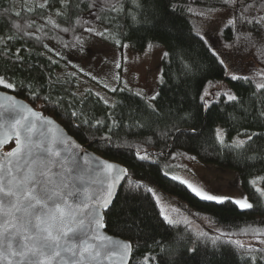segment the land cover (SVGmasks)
<instances>
[{
	"label": "trees",
	"instance_id": "1",
	"mask_svg": "<svg viewBox=\"0 0 264 264\" xmlns=\"http://www.w3.org/2000/svg\"><path fill=\"white\" fill-rule=\"evenodd\" d=\"M120 3L121 0H69L70 6L64 8L61 0H47L40 8L44 0L15 11V0H0V38L22 35L13 24L41 37L39 41L17 38L0 43V74L21 85L15 90L0 89L50 114L88 148L125 164L128 178L148 181L157 191L173 196L185 208L211 221L199 228L185 223L169 225L160 216L156 197L146 189L129 185L126 179L110 212L104 215L108 225L105 229L132 243L129 264H264V245L241 242V248L230 243L246 237L264 239V201L252 183L253 177L259 175L264 187V89H257V76L247 69L239 71L240 60L255 66L259 56L264 57V27L244 21L245 15L249 19L259 17L264 9L241 11L244 5L259 9L256 0H242L233 6L224 5L223 0H122L121 11L111 10L110 5L119 7ZM209 9H218L211 13V21L198 15H207ZM16 12H20L19 17ZM58 12L66 15H57ZM32 21L35 25L27 28ZM41 26L42 30L36 32ZM198 26L200 36L196 35ZM64 28L70 30L65 32ZM89 28L103 32L102 37L117 46L130 43L140 50L152 41L164 45L169 55L162 58L154 101L137 96L129 88L120 91L121 85L105 104V99L92 89L80 91L75 76L57 73L61 63L46 53L44 45L75 48L72 45L77 40L79 46L85 37L96 35L87 31ZM238 40L249 44L246 56H225V46L234 49ZM18 49L23 62L15 59ZM5 50L7 55L2 54ZM229 68L238 79L228 75L225 80H230L238 100L228 101L221 95L205 99L206 104L200 97L207 83L214 81L218 85ZM149 103L157 109L155 113ZM72 112L78 116L73 117ZM83 119L88 123H81ZM219 123L228 138L241 131L255 135L241 148L232 143L221 145L215 132ZM106 136H111V146ZM13 145L14 140L5 150ZM177 149L219 168L234 169L238 174L235 184L245 191L253 208L241 209L232 201L218 204L202 200L185 184L165 175V164ZM137 152L147 153L148 159L138 158ZM198 231L206 232L207 237L197 239ZM216 237L219 240L213 245L211 241Z\"/></svg>",
	"mask_w": 264,
	"mask_h": 264
},
{
	"label": "snow or ice",
	"instance_id": "2",
	"mask_svg": "<svg viewBox=\"0 0 264 264\" xmlns=\"http://www.w3.org/2000/svg\"><path fill=\"white\" fill-rule=\"evenodd\" d=\"M133 2L135 3V0ZM238 2L242 3V0H223V4L227 6L236 5ZM256 3L259 4V9L254 5H244L241 11L248 13L264 9V0H256ZM46 4L47 0L39 7L44 8ZM61 4L64 8L70 6L69 0H61ZM110 8L112 11H121L122 0L119 7L110 5ZM216 11L218 9H209L207 15L203 12L198 15L211 21V13ZM15 15L19 17L20 12H16ZM57 15L63 16L66 13L58 12ZM244 21L248 24L255 22L264 27V14L251 19L245 15ZM49 23H53V21L49 19ZM229 23H234V21L230 20ZM34 25L35 21H32L27 25V28H32ZM12 27L22 35L0 38V43L6 44L7 40L17 38L37 41L41 39L40 36L27 31L19 24H13ZM42 27H38L36 32H40ZM55 27H59V25H55ZM209 27H211V23H209ZM69 30V28L63 29L65 32ZM87 31L95 32L100 36L104 35L103 32H96L93 28H89ZM196 35H201L199 26ZM116 42L119 43L118 40ZM79 43L80 41L77 40V44L72 47H76ZM44 47L48 48V45L45 44ZM65 47H69V45H65ZM148 47L151 48L152 45H148ZM48 50L52 51V49ZM18 53L19 49L15 55L16 61L23 62L24 58ZM2 54L7 55V51H3ZM57 55H61V53L57 52ZM163 55L167 57L169 53L165 52ZM213 55L216 56L217 53L213 51ZM220 63L225 64V61L220 60ZM115 68L120 69L121 64L117 62ZM225 74L231 75L233 80L238 79L236 75L232 74L230 68ZM71 75L75 76V72ZM93 79L97 78L93 77ZM112 79L120 82V74L116 73ZM123 85V88L119 89L120 91L128 89L126 80ZM209 85L214 86L212 81H209ZM0 86L4 89L15 90L21 85L14 83L6 75L0 74ZM104 87L108 88L109 85L105 84ZM256 87L264 89V83H257ZM110 91L116 92L117 88L112 87ZM96 95L99 96V93ZM136 95L141 96L142 93L137 92ZM157 95L158 93L151 97H145V99L154 101ZM209 95L206 87L200 99L207 104L208 101L205 100V97ZM215 95L218 98L221 93L217 91ZM223 95L227 97L228 101L236 102L238 100V97L230 92H224ZM32 98L36 99V94H33ZM44 99L47 101L48 97L45 96ZM104 103L108 104V101L104 100ZM58 104L59 102L56 106ZM148 106L153 113L157 111L151 103ZM71 115L76 117L78 113L72 112ZM261 116H264V112L261 113ZM81 123H88V120L83 119ZM54 124L52 119L43 116L28 104L18 101L15 96L0 93V264H5V262L6 264H104L105 261H111L113 257L117 256L122 264H126L125 258L129 256L132 244L114 239L110 235H102L101 229L108 226L105 222V215L111 210L112 201L121 180L127 179L129 184L133 183L128 178V170L98 158H94V163L93 160L84 156L81 162L79 154L73 150L80 146L66 137L59 130V125H56L53 130ZM113 124L115 126L116 122L114 121ZM192 131L195 132V129ZM253 135L255 133L249 135L247 139L251 141ZM13 138L15 146L4 151L5 146L13 142ZM104 139L111 146V136H106ZM216 139L221 145L225 144L223 129H216ZM245 143V140L236 139L233 140L232 146L241 148ZM137 155L142 160L148 159L147 153L140 155L137 152ZM187 158L196 159L195 156ZM173 160H175V155H173ZM171 179L179 180L181 184H185L202 200L218 204L232 201L241 209L253 208V204L248 202L247 197L233 200L232 197L213 194L203 187H197L186 180H180L177 176H172ZM252 183L255 184L256 181L253 180ZM140 186V182H135L136 188ZM143 187L148 193L156 195L152 187L148 185ZM256 191L264 196V189L257 188ZM101 209L104 210L105 215H101ZM160 216L163 217V222L169 225H178L182 222L190 223L186 217L183 220L171 218L165 214L163 208L160 209ZM209 223L211 224V221ZM196 235L197 239L207 237V233L204 231H198ZM221 235L226 234L221 233ZM218 240L219 237H216L211 242L215 245ZM230 243L241 248L244 247L240 241H230ZM260 243L264 244V240H261ZM189 251H195V249H189Z\"/></svg>",
	"mask_w": 264,
	"mask_h": 264
},
{
	"label": "rangeland",
	"instance_id": "3",
	"mask_svg": "<svg viewBox=\"0 0 264 264\" xmlns=\"http://www.w3.org/2000/svg\"><path fill=\"white\" fill-rule=\"evenodd\" d=\"M43 1L44 0H15L14 9L15 11H19L23 5L32 7L36 3L41 4ZM47 45L48 48H46V53L51 55L54 59L59 60L61 63L57 70L58 74L66 77L75 72L76 82L80 91L90 88L96 94L99 93V95L107 101H111L113 96L110 89L123 85L125 80L128 82V88L135 92H141L142 97L153 96L156 93L155 90L162 75V58L166 50L163 44L154 41L148 43L140 50L133 48L130 43L117 46L111 40L105 39L100 35L85 37L81 44L75 48L63 49L52 43H47ZM148 45H152V47L149 48ZM235 45L234 49H231L230 45L227 47L225 46V50H227L225 56H230L232 59H238V57L242 59V57L246 56L245 53L250 46L244 43L243 40H238ZM48 49H52V51ZM57 52L61 53V55H57ZM258 61V63L255 62V66H250L246 60H240L239 66H241V69H239V71L241 73L247 69L248 72L258 77L257 83H262L264 80V57L259 56ZM117 62L121 64L120 69L115 68ZM81 69H83V71H81ZM116 73L120 74V82L112 79L113 75ZM93 77L97 79H93ZM212 82L214 86L209 85V82L206 85L210 95L206 96L205 99L210 97L217 99L215 95L217 91H219L221 95H223L224 92H230L235 95L229 79L224 81L220 80L218 85L214 84V81ZM105 84H108L109 87H104ZM203 94L204 91L202 95ZM223 96L227 98L225 95ZM217 128L223 129L225 143H232L233 140L236 139L246 141L247 137L252 135L250 131H241L228 138L221 123L216 125L215 132ZM171 155V158L168 159L165 164V172L170 176H177L181 180H186L197 187H203L213 194L229 196L232 197L233 200L247 197L248 202L251 203L245 191L235 184L238 174L234 169L219 168L215 164L205 163L198 159L195 154L189 151L186 152L182 149L173 151ZM173 155H175V160H173ZM190 156H195L196 159H188L187 157ZM129 178L133 183L128 184L133 187H135V182L137 181L140 182L141 186L139 188L141 189H145L143 187L144 185L152 187L156 192L155 197L157 201H159L160 208H163L165 214L169 215L171 218L183 220V218L186 217L188 221H190L189 224L195 228L209 224L208 218L200 216L196 212L185 208L183 203L173 196H168L159 190L157 191L148 181L146 182L142 179H135L132 177ZM253 180L256 181L254 184L256 189H264L260 182L259 175H255L252 181ZM261 197L264 201V196L261 195ZM261 240L264 239L246 237L239 238L238 241L255 246L264 245L260 243Z\"/></svg>",
	"mask_w": 264,
	"mask_h": 264
},
{
	"label": "water",
	"instance_id": "4",
	"mask_svg": "<svg viewBox=\"0 0 264 264\" xmlns=\"http://www.w3.org/2000/svg\"><path fill=\"white\" fill-rule=\"evenodd\" d=\"M227 77H228V75L225 74V76H224V78L222 79V81H224L225 78H227ZM0 93H3L4 95H13V96H15L16 99H17L18 101H22V102L28 104V105H29L30 107H32L34 110H36V111L42 113L43 116L52 119V120L55 122V124L53 125V130H55V126H56V125H59V130H60V131L66 136V137L70 138L72 141H74L76 144H78V145L80 146L78 149H77V148H74L73 150L76 151V152L79 154V157L81 158V162H82V158H83L84 156H86L89 160H93L94 163H95L94 158H98V159L101 160V161H108L109 163H113V164L118 165V166L121 167V168L127 169V170H128V175H129V169L127 168V166H126L125 164H122L121 162H119V161H117V160H115V159L108 158V157H106V156H104V155H100V154H98L95 150H93L92 148H91V149L88 148V147L85 146L82 142H79V141H78V140H77L72 134H70V132H68V131H67V130L61 125V123H60L59 121H57L54 117H52L50 114H48V113L45 114V113L43 112V110H41L40 108H38V107L35 108L33 105H31L30 103H28L26 100H23L22 98L17 97L16 95H14V94H13L12 92H10V91L0 89ZM4 103H7V101H4ZM13 140H14V138H13ZM10 144H11V143H10ZM10 144H8V145H10ZM8 145H6V146H8ZM6 146H5V147H6ZM14 146H15V144H14L12 147H14ZM12 147H11V148H12ZM11 148H10V149H11ZM10 149H8V150H10ZM3 150H4V151H8V150H5V148H4ZM125 182H126V179H122V180H121L120 184L118 185V187H117V189H116V195H117V193H118V191H119L118 189H119V188L121 187V185L124 184ZM116 195H115V196H116ZM114 199H115V198H114ZM114 199H113V200H114ZM113 202H114V201H112V203H113ZM101 215H104V210H103V209H101ZM101 234H102V235H110V236H113L114 239H120V240H123V241H125V242H130L129 240H126V239L122 238V237L119 236V235H115V234H112V233L108 232L105 228H104V229H101ZM130 243H131V242H130ZM131 244H132V243H131ZM131 252H132V249H131V251H130V253H129V256L125 258L126 264H129V260H130V258H131V256H132ZM5 264H6V262H5ZM104 264H122V262H121L120 258L117 256V257H113V258L111 259V261H105Z\"/></svg>",
	"mask_w": 264,
	"mask_h": 264
}]
</instances>
